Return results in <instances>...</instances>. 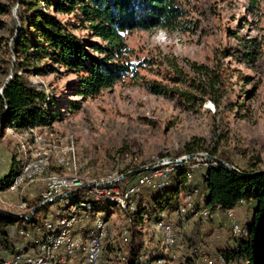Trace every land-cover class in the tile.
I'll return each instance as SVG.
<instances>
[{
  "label": "rangeland",
  "instance_id": "obj_1",
  "mask_svg": "<svg viewBox=\"0 0 264 264\" xmlns=\"http://www.w3.org/2000/svg\"><path fill=\"white\" fill-rule=\"evenodd\" d=\"M19 2L20 0H0V8L3 10V14H0V93L14 73L18 72L27 79L32 89L47 95L48 103L57 105L60 119L51 127L26 131L2 129L0 125V178L9 171L14 155L17 161L22 162L20 171L32 159L45 157L49 161L43 176L33 182L24 179L16 190H12V195H8L6 193L11 192L9 188L17 174L9 187L0 191V207L27 217L34 208V199H38L43 188H48L51 178L80 182L77 189L63 194L60 200H65L51 207L53 215L45 220L46 213H41V225L36 227L38 234L42 224L46 231L41 239V246L46 237L59 228L61 220L73 213L77 218L71 231L72 239H81V246L84 248L86 237L89 240L96 223L102 222L105 225L106 239L101 262L104 264L105 248L108 264H125L126 255L130 251V244L127 243L130 230L125 227H128L130 220L121 209L133 211L137 199L142 203L149 201L148 192L151 187L145 185L154 183L153 180L160 178L164 172L154 171L140 176L141 179L137 177L133 183L138 185L122 191V199L110 196L108 190H101L100 194L88 191L86 195L96 200L106 199L117 204L106 205L96 212L103 218L111 212L108 223L101 218L95 220L91 217L90 224L86 226L83 222L85 214L91 211L90 204L70 207L71 203L66 199L72 193L86 189V186L104 180H115L124 175L128 168L147 166L167 158L179 159L190 154L214 153L215 157L220 158L219 154L225 153L231 158L235 168L246 171L252 168L264 170V2L254 5L253 0H180L186 16L177 29L134 31L128 35L127 43L135 56L151 59L152 65L142 70V76L135 80L127 79L85 102L71 91L72 85L78 81L77 76L58 66H54L58 69L57 72L46 70V65L51 64L47 59L36 58L29 61V65L28 61L23 60V64L18 66L14 43L22 29ZM42 7L50 15L70 25L71 32L77 38L98 41L90 38L89 32L80 26L75 16L47 10L44 5ZM170 63L177 65L185 73L190 72L189 65L192 63L215 71L221 77L220 108L217 109L205 96L195 92L193 95L197 97L196 106L181 97V93L187 91V86L183 78L176 77L172 80L173 77L168 75L171 71ZM39 69H45V73L40 74ZM151 80L164 83V94L155 95L149 91L146 83ZM202 99L206 101L201 105ZM74 101H79L75 110L69 108ZM187 146L193 150L190 151ZM195 160L197 164L190 165L192 177L189 182L199 186L205 193L204 168L208 165V160ZM67 161L69 164L66 166L63 162ZM181 164L187 163L166 162L158 167H166V172H169L170 165L179 167ZM132 189L134 192L129 198H123ZM137 190L139 196L134 197ZM187 192L182 190L179 193L181 209L170 216L171 221L167 224L172 227V235L176 240L179 235L174 225L178 219L184 221L189 213L195 212L200 197L198 193L189 196L191 194ZM123 199L127 201L126 208L120 206L119 201L122 202ZM59 206L65 209L62 217L63 210ZM153 208L150 203L148 210ZM256 208L257 202L250 201L243 202L226 213L218 209L210 213V218L206 212L195 216L205 218L203 233L209 230L206 238L208 250L218 256L220 251L236 248L239 242L246 240ZM229 212L234 218L228 216ZM132 218L130 228L145 243L146 258L160 254L163 240L164 253L175 259L172 264L184 262L182 255L185 248L170 245L171 241H167L166 234H163L164 231L158 224L153 226L148 219L141 223L139 216L135 215ZM48 221L53 226L51 231L47 230ZM82 223L83 226H77ZM234 224L240 226L241 233L232 232ZM176 226L180 228V225ZM186 226L190 227L191 221L190 224L185 222ZM26 228L33 231L32 226ZM82 229L88 233H83ZM31 239V236L23 238L17 234L8 240L19 247L20 242ZM81 250L84 251H79ZM78 252L72 257L64 247H59L54 251V264H58L57 259L63 264H74ZM83 264L89 263L84 260Z\"/></svg>",
  "mask_w": 264,
  "mask_h": 264
},
{
  "label": "trees",
  "instance_id": "obj_2",
  "mask_svg": "<svg viewBox=\"0 0 264 264\" xmlns=\"http://www.w3.org/2000/svg\"><path fill=\"white\" fill-rule=\"evenodd\" d=\"M261 2L264 0H253L254 5ZM19 3L22 11L20 15L22 29L14 43L15 52L18 54V66L23 64V60L28 61L27 65H29V61L33 59H47L51 64L46 65V70L57 72L58 69L54 66H58L67 73L77 76L78 81L72 85L71 91L84 102L98 97L103 91L112 89L127 79L140 78L142 70L152 65L151 59L135 56L127 43L128 35L134 31L154 29L172 31L178 28L180 21L186 16L180 0H20ZM43 5L47 10L52 9L59 14L75 16L80 26L89 32L90 38H96L98 41L77 38L71 32L70 25L47 13ZM0 14H3L1 8ZM170 64L171 71L168 75L173 77L172 80L176 77L185 80L187 91L182 92L181 97L196 106L197 97L193 95L195 92L197 95L205 96L204 98L210 100L217 109L220 108L221 77L215 71L192 63L189 65L190 72L185 73L177 65ZM45 69H39L38 72L45 73ZM146 86L155 95L164 94L163 90L166 89L164 83L158 80L147 81ZM206 99H202L200 104L202 105ZM49 104L44 92L32 89L27 79L16 72L6 85L3 94L0 93V125L2 129L19 131L51 127L60 119V111L55 103ZM78 105L79 101H74L70 103L69 108L75 110ZM187 148L190 151L193 150L190 146ZM211 155L215 156L214 153ZM219 157L234 166L231 158L225 153L219 154ZM191 164H197L196 160L189 161L186 165L181 164L179 167L170 165L169 172H166V167H158L115 184L122 188L135 187L138 184L133 182L137 177L149 175L154 171L164 172L160 178L153 180L154 183L145 185L151 187L149 194L147 193L149 201L146 198L147 202L142 203L137 199L133 211L121 209L130 220L128 227H125L130 230L127 242L130 244V251L126 255L125 264H159V262L172 264L174 262L175 259L164 253L163 240L160 254H153L150 259L146 258L145 243L130 227L133 224L132 216L134 215L139 216L141 223L148 219L153 226L160 220H165L169 224L170 216L181 209L182 202L179 201L178 195L182 190H187V193L191 194L189 196L196 193L200 195L195 212L189 213L184 221L178 219L176 225H180V228L174 225L179 235L176 247L185 248L182 264H213L208 261H218V264H264V174L247 177L245 174L254 173L257 170L252 168L246 171L236 168L238 171H229L220 164L206 161L208 165L204 168V186L207 192L204 193L199 186L189 182L192 177ZM21 165L22 162L17 161L14 155L9 171L0 178V191L9 187L15 176L19 174ZM138 168L140 166L128 168L124 174ZM86 193L87 189H82L66 201H70V207L81 206L82 203L90 204L91 211L85 214L84 219L86 226L90 224L91 217L95 220L101 218L108 223L107 219L111 212L105 218L99 217L96 212L106 205L117 204L106 199L96 200ZM137 196H139V190L135 192L134 197ZM143 196L146 195L143 194ZM34 200V208L44 201L41 196ZM63 200L58 201V204ZM250 201H256L257 208L249 226L247 239L239 242L236 248L220 251L218 256L212 254L206 245L209 230L203 233L205 218L195 216L206 212L207 217L210 218V213L218 209L226 213L237 205ZM150 203L154 208L149 211ZM56 204L57 201L42 207L31 221H27L25 215L20 216L12 212L8 215L0 214V260L3 259L1 261L11 260L9 258L17 256L29 255L35 258L40 255L41 239L46 231L42 224L38 234L36 227L41 225V213H46V220L54 214L51 207ZM59 208L63 210L62 217L65 209L62 206ZM190 221L191 226L185 227V222L190 224ZM26 226H32L33 231H28ZM238 227L242 232L239 225ZM83 229V233H88ZM183 231H185L184 235H182ZM17 234L23 238L31 236L32 239L22 241L19 247H16L9 243L8 239ZM87 240L88 236L83 246ZM105 254L104 248L103 261L104 264H108ZM84 259L85 253L81 250L75 256V264H83Z\"/></svg>",
  "mask_w": 264,
  "mask_h": 264
},
{
  "label": "bare ground",
  "instance_id": "obj_3",
  "mask_svg": "<svg viewBox=\"0 0 264 264\" xmlns=\"http://www.w3.org/2000/svg\"><path fill=\"white\" fill-rule=\"evenodd\" d=\"M36 156H38V155H36ZM63 164L67 166L69 163L67 161L66 163L63 162ZM48 165H49L48 158H45V157L32 159L29 162L25 163L23 165L21 171L19 172L18 176L16 177V179L14 180L13 184L11 185V187L9 189L10 190H16L20 186V184L23 182L24 179H29L32 182L37 180L39 177L43 176L46 169H48L47 168ZM55 182H59V183H62L64 185H76V186L80 184V182H77V181L72 182V181H69L67 179H59V178L53 177L49 181L48 187L50 185L55 184ZM133 192H134V189H132L129 193L125 194V196H123V198H126V197L129 198L130 194ZM73 194L74 193H72L71 195H73ZM121 199H122V197H121ZM118 200L119 199H117V201ZM125 201H126L125 199H123L122 202L119 201L120 206L121 207L123 206L122 208L127 207V205H126L127 201L126 202ZM50 202H53V201H50ZM85 206L87 207V205H85ZM23 207H25V205H23ZM72 214L66 218H63L61 220L59 228L53 234L51 232V234L46 237L44 244L41 246V252H42L41 255H39L36 258L27 257V264H35V262H36V264H54V251L59 247H64L67 254L72 256V257L80 249H83L85 251L86 256H87V248H82V246H81L82 240L77 239V238L72 239L73 235H71V231L74 228L73 226H74V223L76 222V218H77V217L75 218L74 214L73 215ZM54 227H55V225H54ZM158 227L164 231L163 234L164 233L166 234L167 241L170 242L171 241L172 227L170 225H167V228L161 227V225H158ZM52 228H53V226L51 224L47 223V230L51 231ZM94 230H95L94 233L90 236V238L88 240V243H91L97 239V242L94 245V255L90 256V260H86V261L89 264H100L101 256H102V252H103V244H104V241L106 239L105 225L102 222H97ZM234 231H235V233L241 232L239 228H236V230H234ZM125 234H127V233L125 232ZM172 237H173V235H172ZM17 257H22V256H17ZM0 264H12V259L6 260V261L0 260Z\"/></svg>",
  "mask_w": 264,
  "mask_h": 264
},
{
  "label": "built area",
  "instance_id": "obj_4",
  "mask_svg": "<svg viewBox=\"0 0 264 264\" xmlns=\"http://www.w3.org/2000/svg\"><path fill=\"white\" fill-rule=\"evenodd\" d=\"M186 163H188V162H186ZM111 181H113V180H104V181H101L100 183L86 186L87 193H88V191H95V193L100 194L101 190H108V191H110V196H116V197L120 198L121 193H122V191H124V189H131L132 188V187H128V188L117 187V186H115V184H113L111 186H107V187H101L100 186V184L108 183ZM77 187H79V186L64 185L62 183L55 182V184L50 185L48 188H43V191L41 192L40 196L44 199V201H57V204H58V201H60V199L63 198V194L69 193L71 191V189H77ZM6 194L12 195V190H11V192H7ZM176 215L179 217V214H176ZM228 216L231 218H234V215H228ZM47 223H49V221ZM83 223H85V221ZM83 223L80 225H77V226H83ZM158 225H161V227L167 228V222L165 220L158 221ZM236 228H239V227L237 224H234L232 232L234 230H236ZM96 242H97V239L91 243H85L84 244V248H87V256L84 260H90V256L94 255V245ZM170 245H173L175 248L177 245V240L172 237V233H171V244ZM27 257H32V256L28 255V256H22V257H12L11 258L12 264H27ZM173 259H174V257H173ZM100 263L103 264L102 262H100ZM208 263L218 264V261H216V262H209L208 261ZM35 264H36V262H35ZM74 264H75V262H74Z\"/></svg>",
  "mask_w": 264,
  "mask_h": 264
},
{
  "label": "water",
  "instance_id": "obj_5",
  "mask_svg": "<svg viewBox=\"0 0 264 264\" xmlns=\"http://www.w3.org/2000/svg\"><path fill=\"white\" fill-rule=\"evenodd\" d=\"M8 84V83H7ZM6 84V85H7ZM6 85L2 88L1 94H3ZM205 159L208 161H212L216 164H220L222 166H224L225 168H227L229 171H238L235 167L229 165L228 163H226L225 161H223L222 159L215 157L213 155H209V154H190L184 157H181L179 159H174V158H167V159H163L161 161H157L153 164L147 165V166H142L136 170L130 171L124 175L119 176L118 178H116L115 180L108 182V183H104V184H100L101 187H107V186H111L113 184H116L122 180H126L135 176H138L142 173L147 172L148 170H151L163 163H171V164H175V163H184V162H189L195 159ZM264 174V170L261 171H256L254 173H250V174H245V176L247 177H255V176H259V175H263ZM50 201H44L43 203H41L40 205H38L37 207L33 208L32 211L30 212V214L28 215V217H26L27 221H31L33 219V217L35 216V214L37 213L38 210H40L42 207H44L45 205L49 204ZM0 214L3 215H8L11 214L10 212L0 208Z\"/></svg>",
  "mask_w": 264,
  "mask_h": 264
},
{
  "label": "crops",
  "instance_id": "obj_6",
  "mask_svg": "<svg viewBox=\"0 0 264 264\" xmlns=\"http://www.w3.org/2000/svg\"><path fill=\"white\" fill-rule=\"evenodd\" d=\"M1 208V207H0ZM5 209V208H4ZM62 254V253H61ZM75 259V258H74ZM58 261V264H63L61 261H59V259H57ZM71 260H73V259H71ZM66 264H67V262H66Z\"/></svg>",
  "mask_w": 264,
  "mask_h": 264
}]
</instances>
